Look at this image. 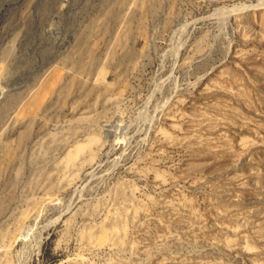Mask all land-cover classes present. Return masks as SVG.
I'll list each match as a JSON object with an SVG mask.
<instances>
[{
  "label": "rangeland",
  "instance_id": "374dc122",
  "mask_svg": "<svg viewBox=\"0 0 264 264\" xmlns=\"http://www.w3.org/2000/svg\"><path fill=\"white\" fill-rule=\"evenodd\" d=\"M6 45L1 108L50 71L89 89L40 110L3 175L1 264H264V0H0ZM86 137L89 162L34 183L50 163L29 160Z\"/></svg>",
  "mask_w": 264,
  "mask_h": 264
},
{
  "label": "bare ground",
  "instance_id": "6f19581e",
  "mask_svg": "<svg viewBox=\"0 0 264 264\" xmlns=\"http://www.w3.org/2000/svg\"><path fill=\"white\" fill-rule=\"evenodd\" d=\"M123 13H124V11H123ZM107 14H110V13H107ZM114 21H115V19H114ZM104 24H105V21H104ZM104 24H102V22H99V21H97V23L95 21H93V24H90V26L92 27L93 32H94L93 34H95L94 38H96V37L98 38L99 35L103 36L104 34L108 33V32L105 33L106 30L108 31V29H107L108 25L106 26V30H105V28L103 26ZM122 30L120 32H122ZM126 31L123 30L122 33L125 34L124 32H126ZM120 32L119 33L116 32L117 34L114 33L119 38H117V36L113 35L115 37H113L114 39H112V40H114L115 43L118 42L119 39L123 40L124 38L121 39L123 36L125 37V35L121 34ZM82 33H84V32H82ZM118 34H120V35H118ZM14 35H15V33L12 35L13 38L11 37L12 40L13 39L14 40L17 39L16 38L17 34H16V36H14ZM77 36L80 37V35H77ZM91 36H90V38H91ZM100 38H101V36H100ZM77 41L78 40H76L75 43H77ZM92 41L93 40H91V42ZM100 41H102V40H100ZM84 42H86V41H84ZM87 42H88V40H87ZM120 42L121 41H119V44H120ZM119 44L117 43L118 46L121 45V44L120 45ZM117 45H116V47H117ZM109 46H114V45H109ZM12 47H14V46H11V45L7 46L6 45L5 47L0 49V70L3 71V72H5L4 70L7 69V68L6 69H4V68L6 67V65L10 64L8 62H10L9 60L13 56V51L14 50H13ZM116 47L114 46V49H116ZM121 47L122 46H120V48ZM73 48H75V47H73ZM109 49H110V47H109ZM111 49L114 51V49L112 47H111ZM104 51H106V50L104 49ZM113 51H109V53L113 52ZM90 52H93V51H90ZM106 53H107V51H106ZM87 54L89 55L88 58H90V56L93 53L90 55V53L88 52L85 55H87ZM115 54L116 53H114V55ZM106 56H108V55H106ZM110 56L112 57L113 54H109V56H108L109 59H110ZM113 57H115V56H113ZM79 59H81V58H79ZM86 61H87L86 64L81 63V65L78 62L79 65H80V67H79L80 69L79 68L78 69L80 71H82L84 69L82 67V65H86L87 66V64H91V63H88V62H91L92 60L89 59V61H88V59H87ZM86 61H83V62H86ZM102 62H103V60H102ZM105 62H107V61H105ZM53 71L55 72V70H53ZM1 73L2 72H0V74ZM101 74H103L102 71H101V73L99 75V78L96 79L97 81L94 80V82H96V83H95V85L93 84L94 85L93 88H97L98 85L100 86L101 84H105ZM69 76H71V74ZM78 76H80V75H78ZM61 77L63 78V76H59L58 74L56 75L55 73L50 71L49 74H47V76H45V77L43 76L42 78L39 77L38 80H36L33 83L32 88L30 87L31 89H29V90L27 89L26 91L20 93L19 95L16 93L18 96L13 97V98L10 96L11 99L9 101H7V103H4L5 104L4 107H2V108L0 107L1 108L0 109V121L3 122L2 124L0 123L1 124L0 125V187H2L4 185V180H2V179L4 178L3 175L6 174V173L10 174L11 183L16 182L17 179L19 178L20 168L22 166V165L21 166L19 165L20 161H21L20 145H21L22 142H25V141H27L30 138V136L32 134V131H33V127L35 125V123H34L35 116L40 112V110L43 109V111H45V109L49 105H51V103L53 102V101H51L52 99H54V104L56 106L55 109L56 108L57 109L58 108H62L63 107V102L66 100L65 98L67 97V95L69 93L71 94L73 92V91L71 92L72 89H77V88H73L74 86L79 88V86H77V85H80V86L82 85L81 86L82 89L86 86V82L84 81L85 82L84 83L81 79H76V78L73 79L71 77L72 79L69 78L68 80L64 81ZM65 79H66V75H65ZM81 82H83V83H81ZM88 87L89 86H86V89ZM79 89L82 90L81 88H79ZM79 89H77V90H79ZM106 89H107V87H106ZM206 89H209V88H206ZM87 90H85V91H87ZM85 91H84V93H85ZM206 92H207V90H206ZM85 119L87 120V118L81 117V118L78 119V121H79V123L83 124L86 121ZM45 122H46L45 120L41 121V119H40V122H38L36 124H38L41 127V129H42L44 127V125H46ZM78 134H80V132L78 133V131H71L69 134L63 136V138L60 139V140H62V141H64L66 143V141H68V139L73 138L75 135H78ZM46 140H48L49 145H54V144L57 143V138H55L53 136H48L46 138ZM84 140H86L85 145H83V146H80V145L74 146L71 150H68L65 153V156L63 158H61V159H55V160L47 161L45 154H43V152H41L40 154L39 153L36 154V156L33 159L29 160L34 165H42V164H45V163H50V172L49 173H42V172L38 173L34 177V179L36 180V181H34V183L35 184H39L41 181L47 182V181H50L52 179H57L59 176H61L60 174H63L64 172L69 171L70 169L74 168L75 164L79 160H81V158L80 157L78 158V156L81 155L82 153H85V155H86V159H82V160H84V162H86V163L89 162L91 160L90 155H92V152L89 150L90 149L89 147L91 145L98 146L99 145L98 140H100V139L89 138L87 140V137H86ZM81 162H83V161H81ZM78 164H79V162H78ZM60 178H58V179H60ZM1 208H2V206H1V203H0V210H1ZM20 217H21V215H20ZM22 217H24V216H22ZM9 231L7 230V231H5L3 233H0V243L1 244H2V241L5 240L4 238L7 237V233H9ZM3 256L5 257V255H3ZM0 258H1V256H0ZM2 260H3V258H2ZM1 263H2V261L0 260V264ZM110 264H113V263H110ZM115 264H117V263H115Z\"/></svg>",
  "mask_w": 264,
  "mask_h": 264
}]
</instances>
